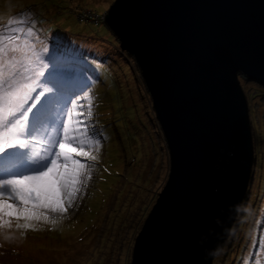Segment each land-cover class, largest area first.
<instances>
[{
  "label": "water",
  "instance_id": "obj_1",
  "mask_svg": "<svg viewBox=\"0 0 264 264\" xmlns=\"http://www.w3.org/2000/svg\"><path fill=\"white\" fill-rule=\"evenodd\" d=\"M104 20L139 67L169 152L130 264H214L254 177L240 75L264 86V0H114Z\"/></svg>",
  "mask_w": 264,
  "mask_h": 264
},
{
  "label": "rangeland",
  "instance_id": "obj_2",
  "mask_svg": "<svg viewBox=\"0 0 264 264\" xmlns=\"http://www.w3.org/2000/svg\"><path fill=\"white\" fill-rule=\"evenodd\" d=\"M36 1L0 0V22L26 15L30 7L36 22L41 12L34 5ZM48 1L52 7L46 15L48 28H52L45 31L47 24L36 23L34 42L50 66L47 57L53 51L58 56L70 51L87 70L91 83L79 93L80 103L85 107L73 110L69 127L77 129L71 134L85 143L78 150L97 159L86 162L91 178L86 180L87 187L78 206L68 209L66 214L48 213V220L4 218L6 222L0 226V264H130L135 237L168 178V148L139 67L134 59L128 62V56L110 41V32L101 22V16L114 0H79L75 2L78 5L74 0ZM77 7L79 20L82 19L79 12L92 17L81 23L72 10ZM44 47L48 48L46 54L42 52ZM10 71L5 65V76ZM240 82L249 104L256 177L248 187L233 234L214 264H252L250 258L259 251L253 242L264 238V96L258 91L264 86L246 80L244 75H240ZM89 100L92 128L86 135L80 131L83 125L77 122L76 112H86ZM89 137L100 139L99 151L90 145ZM36 148L39 150L40 145ZM68 163L71 165V161ZM26 223L33 228L25 229ZM18 224L21 226L17 227Z\"/></svg>",
  "mask_w": 264,
  "mask_h": 264
},
{
  "label": "snow or ice",
  "instance_id": "obj_3",
  "mask_svg": "<svg viewBox=\"0 0 264 264\" xmlns=\"http://www.w3.org/2000/svg\"><path fill=\"white\" fill-rule=\"evenodd\" d=\"M34 15L29 11L0 22V226L5 217L48 220V213L66 214L77 207L91 178L86 162L97 159L78 150L85 145L71 134L77 129L69 127L73 110L85 107L79 93L91 83L86 69L70 51L59 56L53 51L47 57L51 66L45 62L34 42ZM42 52L48 53V48ZM5 65L11 69L7 76ZM91 108L89 100L86 112H76L83 125L80 131L86 135L92 128ZM78 140V146L72 147ZM89 140L99 151L100 139ZM253 243L259 251L250 258L252 264H264V238Z\"/></svg>",
  "mask_w": 264,
  "mask_h": 264
},
{
  "label": "trees",
  "instance_id": "obj_4",
  "mask_svg": "<svg viewBox=\"0 0 264 264\" xmlns=\"http://www.w3.org/2000/svg\"><path fill=\"white\" fill-rule=\"evenodd\" d=\"M75 2H79V0H74V4L75 5H78L77 3H75ZM22 4H24V2H22ZM50 1H48V0H37L36 1V3H34V5H36L37 7H39L40 9H41V12H40V14H39V16H38V20H36V22H35V24L36 23H41V22H43V25H45V24H47V27L46 28H44L43 30H50V28H52V27H50V28H48V26H49V23H48V16L46 15L47 13H46V11L48 10H50L51 9V7L52 6H50ZM25 6H23L22 8H24ZM33 9V7H30V10L29 11H31ZM79 9L80 8H75V9H72L73 11H74V13L75 14H77V19H78V13H76V12H78L79 11ZM32 13H33V11H31ZM33 14H35V13H33ZM79 14H80V12H79ZM8 15H10V12L8 13ZM2 16H7V14L6 13H2ZM35 17V16H34ZM7 19V18H6ZM78 21H80L81 23H83V22H85L84 21V19H81V20H79L78 19ZM99 24V23H98ZM42 24H41V26H43ZM38 27V29H40V26H37ZM42 28V27H41ZM106 29L110 32V35H111V37H110V41L111 42H113V44L116 46V48L119 50L120 49V51L123 53V55H129L128 53H127V51H125L124 49H122L121 48V46H120V43H119V41L117 40V38H116V36L114 35V33L108 28V26L106 25ZM52 30H55L54 28L52 29ZM57 30V29H56ZM59 31V30H58ZM62 32V33H61ZM59 31L58 33H61V34H63V33H66V32H64L63 30L62 31ZM61 34H59V35H57V36H60ZM68 34V36H72V35H70L69 34V32L67 33ZM112 36H113V38H112ZM132 56L130 55V58L129 57H127L128 58V62H129V60H133L134 58L132 57ZM126 63V65H129V63ZM91 72L93 73L94 72V70H91ZM86 73H87V70H86ZM89 73V72H88ZM95 73V72H94ZM103 76V75H102ZM101 76V77H102ZM259 92H262V96H264V88L263 87H261L259 90H258ZM260 95V94H259ZM152 101V100H151ZM152 103V102H151ZM83 144H85V143H83ZM254 149H255V143H254ZM255 154V158L257 159V157H256V153H254ZM257 161V160H256ZM256 166V162H255V164H254V166H253V173H256V172H254L255 171V167ZM256 175V174H255ZM256 177V176H255ZM239 218V217H238ZM240 225H241V222L239 223V226L238 227H240ZM237 227V228H238ZM215 263V262H214Z\"/></svg>",
  "mask_w": 264,
  "mask_h": 264
},
{
  "label": "built area",
  "instance_id": "obj_5",
  "mask_svg": "<svg viewBox=\"0 0 264 264\" xmlns=\"http://www.w3.org/2000/svg\"><path fill=\"white\" fill-rule=\"evenodd\" d=\"M87 14V12L86 13H83V12H80V16H81V18L82 19H89L90 17H92L91 15H86ZM97 16V15H96Z\"/></svg>",
  "mask_w": 264,
  "mask_h": 264
},
{
  "label": "bare ground",
  "instance_id": "obj_6",
  "mask_svg": "<svg viewBox=\"0 0 264 264\" xmlns=\"http://www.w3.org/2000/svg\"><path fill=\"white\" fill-rule=\"evenodd\" d=\"M90 8V7H89ZM91 9V8H90ZM94 11V10H93ZM97 12V11H96ZM99 14V13H98ZM97 14V15H98ZM101 14V13H100ZM102 20V19H101ZM112 38H113V36H112ZM129 58H130V55H127ZM106 57V56H105ZM107 58V57H106ZM132 58V57H131ZM142 77V76H141ZM143 79V78H142ZM143 84V83H142ZM94 101V100H93ZM256 169V168H255ZM51 240H52V238H51ZM27 243V242H26ZM54 243V242H53ZM27 247H29V246H27ZM30 248H31V246H30ZM30 248H29V250H30Z\"/></svg>",
  "mask_w": 264,
  "mask_h": 264
},
{
  "label": "clouds",
  "instance_id": "obj_7",
  "mask_svg": "<svg viewBox=\"0 0 264 264\" xmlns=\"http://www.w3.org/2000/svg\"><path fill=\"white\" fill-rule=\"evenodd\" d=\"M102 17V20L103 21H101L102 23H105V20H104V14L101 16ZM106 24V23H105ZM155 113V112H154ZM240 214V213H239ZM238 217H239V215L237 216V219H238ZM230 239V238H229Z\"/></svg>",
  "mask_w": 264,
  "mask_h": 264
}]
</instances>
